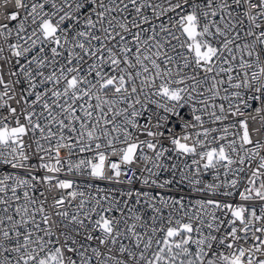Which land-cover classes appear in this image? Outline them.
<instances>
[{"label": "snow or ice", "instance_id": "obj_1", "mask_svg": "<svg viewBox=\"0 0 264 264\" xmlns=\"http://www.w3.org/2000/svg\"><path fill=\"white\" fill-rule=\"evenodd\" d=\"M0 9V264H264V0Z\"/></svg>", "mask_w": 264, "mask_h": 264}, {"label": "built area", "instance_id": "obj_2", "mask_svg": "<svg viewBox=\"0 0 264 264\" xmlns=\"http://www.w3.org/2000/svg\"><path fill=\"white\" fill-rule=\"evenodd\" d=\"M0 2H2V0H0ZM8 10L9 11L15 10L11 3L8 5ZM0 11H2V9H0ZM5 79L6 80L9 79V77L7 75H5ZM20 87H23V85H21ZM17 92H19V88L17 89ZM255 126H256V124H255V122H253V127H255ZM209 179H210V177H209ZM96 183L102 187H109V185H107L106 182H103V181H97Z\"/></svg>", "mask_w": 264, "mask_h": 264}]
</instances>
